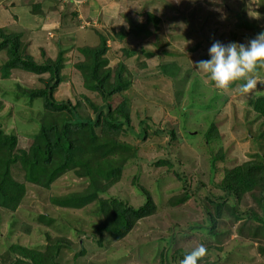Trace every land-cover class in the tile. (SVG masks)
I'll return each mask as SVG.
<instances>
[{"label":"rangeland","instance_id":"obj_1","mask_svg":"<svg viewBox=\"0 0 264 264\" xmlns=\"http://www.w3.org/2000/svg\"><path fill=\"white\" fill-rule=\"evenodd\" d=\"M0 28L16 34L23 54L36 62L60 54L54 102L68 103L78 117L93 121L106 115V104L114 108L123 99L129 115L113 134L117 145L107 157L109 165L120 166L117 181L98 178L103 190L80 208L55 202L91 192L77 169L45 187L27 182L18 160L8 166L22 193L13 210L0 207V264L16 260L11 246L42 253L56 244V264H180L200 245L207 249L200 264H264L262 189L256 186L235 201L219 187L227 170L264 159V121L251 109L264 84L252 95L242 96L237 85L221 94L196 68L210 59L214 41L247 44L264 32V0H0ZM100 37L110 83L118 65L128 81L103 99L88 87L80 66L89 60L85 49L98 47ZM5 59L2 50L0 66ZM46 78L18 69L0 76V135L16 140L9 154L0 142V173L9 157L42 146L41 121L58 128L69 117L48 114L40 98L29 97ZM210 127L215 134L206 143ZM134 178L149 193L152 213L122 238L98 236L100 201L143 204Z\"/></svg>","mask_w":264,"mask_h":264},{"label":"trees","instance_id":"obj_2","mask_svg":"<svg viewBox=\"0 0 264 264\" xmlns=\"http://www.w3.org/2000/svg\"><path fill=\"white\" fill-rule=\"evenodd\" d=\"M148 18L156 23V19L152 18L151 15H148ZM2 50L6 54V59L0 66V76L7 77L10 70L13 69L34 75L47 74L46 79L40 80L42 88L28 91L29 97L40 98L43 110L48 114L62 112L69 117L63 119L62 125L58 128L53 123L41 121L37 135L43 143L42 146L31 145L28 151H19L18 156L7 159L0 173V207L13 210L22 193L21 185L13 181L7 173L8 166L14 164L16 160L24 168V176L27 182L45 187L62 172L77 169L88 178L91 192L59 198L55 202L62 207L70 208H80L90 203L96 192L103 190L102 187L99 189L98 178H103L110 184L115 180L117 181L119 177L120 166L109 165L107 157L111 155L114 146L117 145L113 134L119 131L122 124L127 125L129 123L126 102L122 99L114 108L106 104V115L103 118H98V115H95L93 121H85L75 114L73 106L68 103H56L51 98L52 91L60 81V54L54 60L45 58L42 62H36L32 57L23 54L16 34L4 33L0 28V51ZM85 51L89 60L80 66H83L86 71L90 83L88 87L91 90L103 99L105 96H114L127 87L128 81L122 76V65L116 66L111 73L112 83L109 81L110 70H102L106 63L102 59L105 51L103 38L100 37L98 47L88 48ZM159 69L162 75L166 76L165 66H160ZM251 109L264 121V95L253 99ZM113 116L117 119L111 118ZM97 127L101 129L98 135L94 131ZM214 134L215 130L211 127L205 131L203 137L206 143ZM170 135L172 136V133ZM0 142L4 144L6 153L9 154L15 146L16 140L11 135H0ZM103 161L108 162L109 167ZM223 180L219 187L227 191V196L235 201H239L242 195L252 191L254 187H260L262 193L258 197V205L264 212V159L263 161L261 159L248 161L227 170ZM132 181L136 190L144 197L143 204L133 208L116 200L100 201L99 212L102 221L94 228L98 236L106 233L115 240L122 238L137 219L152 213L153 203L149 193L137 184L135 178ZM251 216L252 219L260 221L255 215ZM261 223L264 226V219ZM10 250L14 255L13 257L16 258L12 264H56L54 258L57 255L58 244L42 253L19 246H11Z\"/></svg>","mask_w":264,"mask_h":264},{"label":"clouds","instance_id":"obj_3","mask_svg":"<svg viewBox=\"0 0 264 264\" xmlns=\"http://www.w3.org/2000/svg\"><path fill=\"white\" fill-rule=\"evenodd\" d=\"M209 56L210 59L197 62L196 68L208 76L221 94H228L237 85L242 96L252 95L258 83L264 84L260 77L264 71V32L247 44L214 41ZM206 254V247L200 245L186 253L180 264H200Z\"/></svg>","mask_w":264,"mask_h":264}]
</instances>
